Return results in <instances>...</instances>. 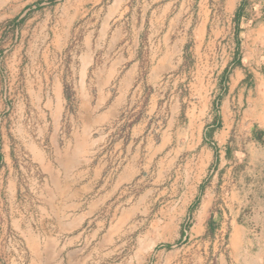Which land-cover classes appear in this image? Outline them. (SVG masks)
I'll list each match as a JSON object with an SVG mask.
<instances>
[{
	"label": "crops",
	"instance_id": "crops-1",
	"mask_svg": "<svg viewBox=\"0 0 264 264\" xmlns=\"http://www.w3.org/2000/svg\"><path fill=\"white\" fill-rule=\"evenodd\" d=\"M13 1L19 15L0 0L17 22L0 27L5 143L43 164L59 233L20 225L0 264L68 260L92 178L144 163L167 182V220L204 245L177 264H264V0H223L225 17L216 0Z\"/></svg>",
	"mask_w": 264,
	"mask_h": 264
},
{
	"label": "rangeland",
	"instance_id": "rangeland-1",
	"mask_svg": "<svg viewBox=\"0 0 264 264\" xmlns=\"http://www.w3.org/2000/svg\"><path fill=\"white\" fill-rule=\"evenodd\" d=\"M1 1H8L4 5L7 9L14 7L17 15L21 13V3ZM210 7L214 17L226 16L223 0H216ZM15 23V20H1L0 27ZM237 29L236 34L241 35ZM240 35L234 40L227 34L220 39L221 44L237 42L243 48ZM5 115V112L0 115V251L10 239L19 238L20 225L34 230L45 226L50 233H59L51 218L53 212L46 210L47 197L42 195L50 179L42 163L32 161L19 149L16 152L10 148L19 143H5L6 131L7 138H11L9 127H5ZM50 134L54 138V133L46 137ZM139 170L137 177L122 181L92 178L91 210H86L83 221L78 219V210L70 212L75 217L68 233L73 237L69 245L73 252L67 254L68 260H58L59 264H177L176 255L180 251L204 252V245L181 239V231L188 230L189 220L182 227L173 218L167 220V182L159 181L160 173L146 163L140 164ZM43 215L47 218L46 225ZM60 256L66 257L63 253Z\"/></svg>",
	"mask_w": 264,
	"mask_h": 264
},
{
	"label": "trees",
	"instance_id": "trees-1",
	"mask_svg": "<svg viewBox=\"0 0 264 264\" xmlns=\"http://www.w3.org/2000/svg\"><path fill=\"white\" fill-rule=\"evenodd\" d=\"M235 20H237V19H235ZM237 31V30H236ZM263 143H264V140L262 141Z\"/></svg>",
	"mask_w": 264,
	"mask_h": 264
},
{
	"label": "bare ground",
	"instance_id": "bare-ground-1",
	"mask_svg": "<svg viewBox=\"0 0 264 264\" xmlns=\"http://www.w3.org/2000/svg\"><path fill=\"white\" fill-rule=\"evenodd\" d=\"M150 249V248H149Z\"/></svg>",
	"mask_w": 264,
	"mask_h": 264
}]
</instances>
